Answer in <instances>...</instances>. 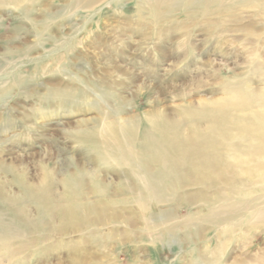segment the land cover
Wrapping results in <instances>:
<instances>
[{
  "label": "rangeland",
  "instance_id": "374dc122",
  "mask_svg": "<svg viewBox=\"0 0 264 264\" xmlns=\"http://www.w3.org/2000/svg\"><path fill=\"white\" fill-rule=\"evenodd\" d=\"M0 264H264V0H0Z\"/></svg>",
  "mask_w": 264,
  "mask_h": 264
},
{
  "label": "bare ground",
  "instance_id": "6f19581e",
  "mask_svg": "<svg viewBox=\"0 0 264 264\" xmlns=\"http://www.w3.org/2000/svg\"><path fill=\"white\" fill-rule=\"evenodd\" d=\"M234 98H235V97H234ZM237 104H239V103H237ZM220 107H221V106H220ZM237 119H238V118H237ZM211 120H212V119H211ZM211 122H212V121H211ZM216 123H218V122L216 121ZM219 123H221V122H219ZM219 123H218V124H219ZM210 124H212V123H210ZM218 124H217V125L215 124V125H216L215 128L218 126ZM219 125H220V124H219ZM222 125H223V124H222ZM222 125H221V126H222ZM211 126H212V125H211ZM213 126H214V125H213ZM228 126H229V124H228ZM222 127H223V126H222ZM224 127H226V124H225ZM220 128H221V127H220ZM227 128H229V127H227ZM215 130H216V129H215ZM145 131H146V130H145ZM227 131H228V130H227ZM197 132H198V131H197ZM141 133H143V132H141ZM211 133H212V131H211ZM211 133H210V135H211ZM216 133H217V132H216ZM226 133H227V132H226ZM226 135H227V134H226ZM216 136H217V135H216ZM213 138H214V137H213ZM215 138H216V137H215ZM187 139H188V138H187ZM218 139H219V138H218ZM183 140H184V139H183ZM205 140H206V139H205ZM188 141H189V140H188ZM189 142H190V141H189ZM200 142H201V141H200ZM218 142H219V141H218ZM201 143H202V142H201ZM210 143H211V142H210ZM157 144H158V143H157ZM202 144H203V143H202ZM202 144H201V145H202ZM207 144H208V142H207ZM213 144H214V143H213ZM208 145H209V144H208ZM210 145H211V144H210ZM186 146H187V144H186ZM220 146H221V145H220ZM230 146H231V145H230ZM196 147H198V146H196ZM199 147H200V145H199ZM204 147H205V145H204ZM204 147H203V151H206L207 148H205V150H204ZM212 147H213V146H211V148H212ZM217 147H219V146L217 145ZM217 147H216V149H217ZM229 148H230V147H229ZM173 149H174V148H173ZM200 149H201V148H200ZM208 149H210V148H208ZM190 150H191V149H190ZM210 150H211V149H210ZM221 150H222V149H221ZM230 150H231V148H230ZM193 151H194V150H193ZM213 151H214V150H213ZM218 151H220V150L218 149ZM218 151H217V152H218ZM217 152H216V153H217ZM194 153H195V152H194ZM201 153H202V152H201ZM189 154H191V153H189ZM213 154H215V153L213 152ZM213 156H214V155H213ZM201 157H202V156H201ZM205 157H207V156H205ZM210 157H211V156H210ZM214 157H215V156H214ZM191 159H192V156H191ZM195 159H196V158H195ZM204 159H205V158H204ZM210 159H211V158H210ZM201 160H202V159H201ZM157 161H158V160H157ZM206 161H208V160L206 159ZM196 162H197V161H196ZM199 162H200V161H199ZM199 162H197V163L199 164ZM204 162H205V161H204ZM208 162H209V161H208ZM152 163H153V162H152ZM198 164H197V165H198ZM187 165H188V164H187ZM187 165H186V166H187ZM207 165H208V164H207ZM191 166H192V165H191ZM198 166H199V165H198ZM200 166H201V165H200ZM181 167H182V166H181ZM192 167H193V166H192ZM199 168H200V167H199ZM206 168H207V167H206ZM208 168H209V167H208ZM191 169H192V168H191ZM193 169H194V168H193ZM209 170H210V169H209ZM209 170H208V171H209ZM212 171H213V170H212ZM204 172H205V171H204ZM212 173H213V172H212ZM204 177H205V176H204ZM203 179H204V178H203ZM137 184H138V182H137ZM139 185H140V184H139ZM140 186H141V185H140ZM149 189H150V188H149ZM154 195H155V194H154ZM79 210H80V209H79Z\"/></svg>",
  "mask_w": 264,
  "mask_h": 264
}]
</instances>
